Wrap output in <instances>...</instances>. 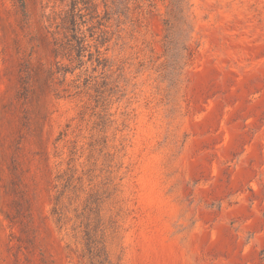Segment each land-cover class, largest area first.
Segmentation results:
<instances>
[{"label": "rangeland", "instance_id": "374dc122", "mask_svg": "<svg viewBox=\"0 0 264 264\" xmlns=\"http://www.w3.org/2000/svg\"><path fill=\"white\" fill-rule=\"evenodd\" d=\"M0 264H264V0H0Z\"/></svg>", "mask_w": 264, "mask_h": 264}]
</instances>
